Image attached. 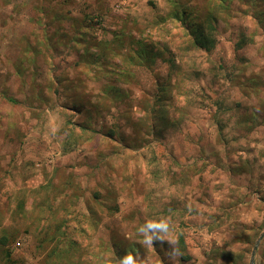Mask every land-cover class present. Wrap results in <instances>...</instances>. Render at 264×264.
I'll return each instance as SVG.
<instances>
[{"label":"rangeland","instance_id":"374dc122","mask_svg":"<svg viewBox=\"0 0 264 264\" xmlns=\"http://www.w3.org/2000/svg\"><path fill=\"white\" fill-rule=\"evenodd\" d=\"M263 230L264 0H0V264H264Z\"/></svg>","mask_w":264,"mask_h":264},{"label":"water","instance_id":"95a60500","mask_svg":"<svg viewBox=\"0 0 264 264\" xmlns=\"http://www.w3.org/2000/svg\"><path fill=\"white\" fill-rule=\"evenodd\" d=\"M263 236H264V230H263L262 233L259 235V237H258V239H257V241H256V243H255V247H254L253 252H252V257L254 256V252H255V250H256L258 244H259V241L261 240V238H262ZM251 264H252V262H251Z\"/></svg>","mask_w":264,"mask_h":264},{"label":"trees","instance_id":"16d2710c","mask_svg":"<svg viewBox=\"0 0 264 264\" xmlns=\"http://www.w3.org/2000/svg\"><path fill=\"white\" fill-rule=\"evenodd\" d=\"M199 41V42H198ZM197 44H202V41H200V40H197Z\"/></svg>","mask_w":264,"mask_h":264}]
</instances>
